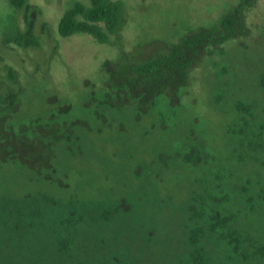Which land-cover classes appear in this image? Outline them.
<instances>
[{
	"label": "rangeland",
	"instance_id": "rangeland-1",
	"mask_svg": "<svg viewBox=\"0 0 264 264\" xmlns=\"http://www.w3.org/2000/svg\"><path fill=\"white\" fill-rule=\"evenodd\" d=\"M120 1L126 13L124 51L175 43L188 28L214 24L237 2ZM28 2L41 10L40 21L50 30L36 49L3 42L14 27L22 28L23 18L0 0V82L7 84L10 68L22 88L20 110L9 124L14 129L18 124L47 125L53 115L60 121H85L90 131L76 128L80 140L56 150L53 171L0 162V209L9 216L5 226H17L11 215L24 207L23 213L34 216L23 227L25 248H39L34 258L12 253L0 264H189L186 208L191 193L204 189L227 195L224 207L236 214V226L264 241V206L249 214L240 196L246 181L264 185V153L240 161L248 150L239 146L237 133L246 106H253L257 116L252 129L264 122V0L247 14V38L203 58L179 102L171 100L146 114L131 105L109 108L102 103L101 64L115 59L118 48L87 35L63 38L57 33L64 12L77 2L87 7L89 0ZM4 90L0 86V93ZM62 105L71 108L59 116ZM191 148L207 159L185 163ZM64 206L87 219L73 245L61 244L72 250L60 257L44 251L52 247L53 237L41 229L47 226L45 216L65 211ZM3 239L13 245L9 236ZM204 245L214 264H264L229 260L221 252L224 245L213 239Z\"/></svg>",
	"mask_w": 264,
	"mask_h": 264
},
{
	"label": "trees",
	"instance_id": "trees-1",
	"mask_svg": "<svg viewBox=\"0 0 264 264\" xmlns=\"http://www.w3.org/2000/svg\"><path fill=\"white\" fill-rule=\"evenodd\" d=\"M258 2L259 0H237L214 24L188 28L177 42L152 48L144 45L135 46L131 51L123 50L121 32L126 23V13L120 0H89L87 7L75 3L60 17L57 33L63 38L87 35L99 44L118 48L119 53L115 59H107L101 64V84L104 89L102 103L109 108L131 105L140 114H146L163 103L170 105L171 100L179 102L182 89L190 82L192 70L203 58L222 54L221 48L226 43L247 38L250 33L247 14ZM7 5L12 13H22L23 26H16L7 33L3 40L5 44L10 43L22 49H36L40 46L41 38L50 37L49 26L40 21L41 10L37 6L29 4L28 0H7ZM9 17L12 19V16ZM38 29L40 33H37ZM5 79L7 84L0 82V86H5L4 92L0 93V162L19 161L21 164L28 163L34 167L41 166L45 171H53L52 160L56 150L66 149L74 141L80 140L76 128L82 127L90 131V127L85 121H60L52 115L47 125L18 124L14 129L9 122L20 110L22 88L18 75L12 69H6ZM70 108L69 105H62L57 109V114L65 115ZM252 110L253 106H246V112L241 114L239 120L238 144L248 150L244 157H240V161L255 160L260 153H264V122L258 129H252L257 117L252 115ZM232 132L227 131L228 134ZM207 157L200 150L191 148L183 160L185 163H195L206 160ZM45 177L51 180L50 176ZM240 196L245 211L257 214L264 206V185L246 181L240 190ZM227 202V195L216 196L208 189L201 193L192 192L189 196L186 208L189 264H214L212 253L204 245L209 239L224 245L221 252L229 260L264 263V241L236 226V214L224 207ZM22 208L24 207H18L12 213V218L19 223L10 230L5 226L9 216L4 209H0V260L7 259L12 253L23 259L28 256L34 258L39 252L36 247L31 251L25 248L27 231L23 227L34 216L23 213ZM63 209L65 210V206ZM45 217L47 226L41 230L53 237L51 244L54 246L44 251L64 257L72 248H62L61 244L75 243L87 214L69 213L65 210ZM6 236L10 237L13 245L6 243V239H3Z\"/></svg>",
	"mask_w": 264,
	"mask_h": 264
}]
</instances>
